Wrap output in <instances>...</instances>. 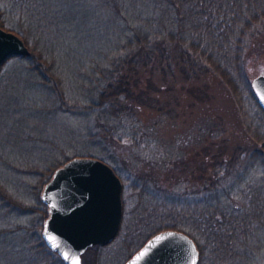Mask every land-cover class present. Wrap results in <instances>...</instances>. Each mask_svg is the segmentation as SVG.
<instances>
[{
    "label": "trees",
    "instance_id": "obj_1",
    "mask_svg": "<svg viewBox=\"0 0 264 264\" xmlns=\"http://www.w3.org/2000/svg\"><path fill=\"white\" fill-rule=\"evenodd\" d=\"M0 26L25 41L33 31L54 35L78 28L86 37L97 38L103 45L100 50L110 47L96 62L88 84L92 94L98 95L88 105L92 122L86 136L91 143L116 145L130 138L139 145L148 144L140 132L153 133L161 124L172 100L161 96L176 95L179 81L172 78H183L192 89L195 78L208 72L229 88L253 128L262 126L260 132L253 129L251 133L264 145V109L245 67L246 54L264 38V0H0ZM43 53L31 48L29 56L10 57L16 60L7 80H23L25 95H66L57 83L62 77L54 62ZM142 106L160 115L145 120L139 115ZM246 155L236 150L213 161L208 182L184 191L153 185L134 171V178L125 183L124 203L130 201L129 191L144 203L130 210V215L124 211L120 231L108 246L114 245L128 259L149 237L174 228L194 238L200 251L198 264L203 259L207 264H224L222 259L228 260L235 245L256 238L252 234L263 218L264 180L257 181L256 173L246 175ZM65 161L53 164L43 182ZM200 191H210L212 199L201 201ZM48 216L46 208L43 219ZM29 230L7 239L6 230L0 229V264L14 262L22 240L32 257L27 264H65L37 230ZM85 253L84 264H97L86 261ZM24 262L19 257L16 264ZM99 264H106L103 256Z\"/></svg>",
    "mask_w": 264,
    "mask_h": 264
},
{
    "label": "rangeland",
    "instance_id": "obj_2",
    "mask_svg": "<svg viewBox=\"0 0 264 264\" xmlns=\"http://www.w3.org/2000/svg\"><path fill=\"white\" fill-rule=\"evenodd\" d=\"M30 34L26 44L30 50L44 52L54 62L62 77L57 83L62 84L67 94L25 95L23 80H7L12 75L10 70L16 59H9L1 68L0 229L6 230L7 239L28 234L30 227L42 233L47 219H43L44 209L48 208L42 201V192L48 181L43 180H47L50 167L58 161H65V157L91 154L110 164L123 181V205L128 215L130 210L144 203L141 197L134 196L133 191L127 195L130 201L124 203L125 183L134 178V171L148 178L153 185L177 191L197 189L208 182L213 161L240 150L247 153L246 175L256 173L257 181L264 180V145L251 133L253 129L260 132L262 126L258 124L253 128L248 113L243 116L229 88L216 76L200 73L192 89L183 78H172L179 81L174 88L176 95L161 96L166 101L172 98L161 124L151 132L152 135L147 131L140 132L148 144L139 145L126 138V143L113 145L100 141L97 145L86 136L92 122L88 105L98 96L92 94L88 84L96 62L103 58V52L109 53L110 47L100 50L98 47L103 45L97 38L86 37L78 28L58 31L54 35L35 31ZM245 67L251 80L264 73V38L246 54ZM37 91L35 89L34 93ZM260 112V109L256 110V114ZM157 114L160 112L146 106L139 111V115L148 121ZM259 153L261 158H258ZM209 192L200 191L199 199L211 200ZM258 224L261 227L255 228L252 234L256 238L248 237L241 245H235L236 250L233 248L228 260L222 259L221 263L264 264V212ZM204 241L200 240L201 243ZM22 242L18 248L21 256L15 255L14 262L10 263L16 264L19 257L21 260L25 258L24 264L32 259L26 241ZM95 245L86 251V261L99 264L100 256L103 261L106 259V264L127 261L123 251L114 245H99L106 248ZM201 263L207 264L206 259Z\"/></svg>",
    "mask_w": 264,
    "mask_h": 264
},
{
    "label": "water",
    "instance_id": "obj_3",
    "mask_svg": "<svg viewBox=\"0 0 264 264\" xmlns=\"http://www.w3.org/2000/svg\"><path fill=\"white\" fill-rule=\"evenodd\" d=\"M25 40L0 26V68L12 56H29ZM264 109V73L251 80ZM123 181L103 159L77 155L53 173L42 192L49 216L42 237L65 264H84L91 246L107 245L118 235L124 213ZM51 238V239H50ZM199 248L188 233L166 228L149 237L124 264H197Z\"/></svg>",
    "mask_w": 264,
    "mask_h": 264
},
{
    "label": "snow or ice",
    "instance_id": "obj_4",
    "mask_svg": "<svg viewBox=\"0 0 264 264\" xmlns=\"http://www.w3.org/2000/svg\"><path fill=\"white\" fill-rule=\"evenodd\" d=\"M51 239V238H50Z\"/></svg>",
    "mask_w": 264,
    "mask_h": 264
}]
</instances>
